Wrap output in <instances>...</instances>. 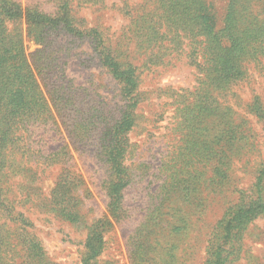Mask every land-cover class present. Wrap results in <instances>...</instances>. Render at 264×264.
I'll list each match as a JSON object with an SVG mask.
<instances>
[{"label":"rangeland","instance_id":"1","mask_svg":"<svg viewBox=\"0 0 264 264\" xmlns=\"http://www.w3.org/2000/svg\"><path fill=\"white\" fill-rule=\"evenodd\" d=\"M13 1L47 13L56 3ZM207 1L223 42L229 24L264 31V0ZM174 4L72 0L80 33L54 30L44 44L22 26L48 108L21 130L3 181L23 216L10 221L0 208L1 264H207L217 254L264 264V48L237 82L213 84L208 49L173 25ZM109 127L128 174L112 212L101 150ZM96 230L102 244L91 256Z\"/></svg>","mask_w":264,"mask_h":264},{"label":"trees","instance_id":"2","mask_svg":"<svg viewBox=\"0 0 264 264\" xmlns=\"http://www.w3.org/2000/svg\"><path fill=\"white\" fill-rule=\"evenodd\" d=\"M167 9L170 12H172L171 9L175 10V16L173 15L171 18L173 25L182 31L194 33L197 39L202 37L197 42H204V49H208L205 50L209 56L207 62L210 64L207 76L213 84L217 81L227 82V84L237 82L244 73L245 63L250 59L249 56L253 58L254 55L262 53L264 44L256 47L254 41L257 42L260 37V41L264 42V31H260V28L253 25L245 32L242 30L241 24L227 25L228 30L225 27V31L232 40L230 43L223 42L220 34L214 28V16L207 0H175L173 7L168 6ZM232 13L235 15L236 11ZM233 15L229 14L228 18ZM24 23L27 27L26 36L37 44H44L49 34L54 30H63L75 35L80 33L79 20L74 14L72 0H56L53 13H47L35 6L23 7L19 2L13 0H0V208L5 213L2 216L10 221L18 216H23V214L16 211L7 202L3 188L5 175L7 170L13 169L14 157L19 148V141L23 137L21 130L27 131L33 127L38 120L37 111L48 108L46 100L38 103L39 95L40 100H44L43 93L36 78V69H32L27 60L29 55L25 53L22 27ZM221 31L223 32V30ZM37 72L41 75L38 68ZM122 73H124L125 83L129 82L131 87H135L136 78L133 77L134 75L130 76L131 73H134L133 66H125ZM44 85L49 91L48 85ZM60 86L56 85L55 87L59 88ZM52 93V90L49 91L51 98ZM55 109L58 111L56 106ZM50 115L52 114L50 113ZM119 129H122L124 134L130 129V126L125 130ZM116 130L117 127H109L108 130H105L104 140L101 143L102 155L111 169L110 179L106 186L110 200L107 206L111 212L116 211L120 205L122 201L120 192L128 183V174L122 163L123 154L120 152L121 141ZM55 200L54 197L51 198V201L58 206ZM238 217L242 218L243 215H240L239 212ZM94 233L95 235L87 242V249L91 256L98 253L102 244V231L96 230ZM228 235L229 233H226L223 238ZM3 240L0 236V248ZM230 248L229 246L226 249L227 253ZM2 259L0 250V264ZM224 263L222 254H217L207 262V264Z\"/></svg>","mask_w":264,"mask_h":264}]
</instances>
